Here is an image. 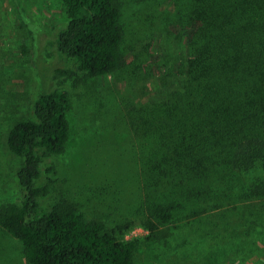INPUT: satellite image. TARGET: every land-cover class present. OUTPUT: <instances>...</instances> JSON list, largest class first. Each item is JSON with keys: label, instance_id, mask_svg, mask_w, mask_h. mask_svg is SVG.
Returning a JSON list of instances; mask_svg holds the SVG:
<instances>
[{"label": "rangeland", "instance_id": "1", "mask_svg": "<svg viewBox=\"0 0 264 264\" xmlns=\"http://www.w3.org/2000/svg\"><path fill=\"white\" fill-rule=\"evenodd\" d=\"M188 3L118 0L125 67L95 79L56 49L67 23L62 0H0V207L21 200L19 161L5 148L9 128L32 118L40 94L60 91L69 103L68 138L58 156L39 151L35 185L47 187L41 211L64 199L86 219L132 222L124 239L137 242L134 264H264V200L242 201L243 187H218L225 198L215 206L173 187H151L144 172L150 155L139 117L176 85L186 55L179 16ZM241 179L248 185L249 176ZM159 203L173 207L171 221L157 240H146L140 223ZM0 264H26L20 243L1 229Z\"/></svg>", "mask_w": 264, "mask_h": 264}, {"label": "trees", "instance_id": "2", "mask_svg": "<svg viewBox=\"0 0 264 264\" xmlns=\"http://www.w3.org/2000/svg\"><path fill=\"white\" fill-rule=\"evenodd\" d=\"M117 1L62 0L67 23L56 49L87 78L125 67ZM186 9L179 16L186 55L176 85L139 117L150 155L144 172L151 187H173L215 206L225 198L218 187L240 186L239 200H264V0H189ZM68 109L63 92H43L32 118L9 128L5 148L19 161L21 200L0 207V229L20 243L26 264H134L137 242L124 239L132 222L86 219L64 199L40 210L47 187L35 185L39 151L63 153ZM242 176L250 177L248 185L241 186ZM172 210L161 203L149 209L140 223L146 240L158 239Z\"/></svg>", "mask_w": 264, "mask_h": 264}]
</instances>
